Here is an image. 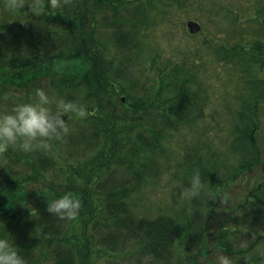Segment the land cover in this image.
<instances>
[{
	"label": "trees",
	"instance_id": "16d2710c",
	"mask_svg": "<svg viewBox=\"0 0 264 264\" xmlns=\"http://www.w3.org/2000/svg\"><path fill=\"white\" fill-rule=\"evenodd\" d=\"M195 2L210 11L208 19L201 8L192 11L203 22L199 35L212 23L221 37L204 35L203 47L183 58L147 44L157 25L153 12L166 20L173 9L186 14ZM217 3L71 0L36 16L27 6L8 11L0 0V109L32 101L43 88L93 113L72 115L75 133L53 141L47 152L10 149L0 159V238L12 240L28 264H100L131 250L151 264H215L208 260L213 249L233 264L264 261V253L251 257L264 243V0H248L246 17ZM205 53L226 68L216 75L232 87L231 101L226 91L215 101L223 99L228 123L210 112L216 104L211 107L215 95L202 79ZM202 123L224 138L237 165L229 169V159L211 150L216 141L209 132V144L186 148L178 162L186 187L199 171L200 195L178 199L168 213L138 210L145 184L166 165L168 131ZM67 192L82 206L75 219L60 220L47 204ZM223 204L231 210L229 223L242 208V225L255 231L246 247H231V226L212 227Z\"/></svg>",
	"mask_w": 264,
	"mask_h": 264
},
{
	"label": "rangeland",
	"instance_id": "374dc122",
	"mask_svg": "<svg viewBox=\"0 0 264 264\" xmlns=\"http://www.w3.org/2000/svg\"><path fill=\"white\" fill-rule=\"evenodd\" d=\"M221 1L222 6L230 5L234 9L242 10V16L246 17L250 14V9L252 5L247 6L248 0H218ZM193 4L194 8L188 9V13L184 14L183 11L177 12L175 9L172 10L170 16L166 20H159L157 12L152 13V18L156 21L157 25L150 29V34L147 36V44L151 46H157L162 51H164L167 55H172L177 58H183L188 53L192 52V49H199L202 46V42L204 41V35H207L209 38L216 39L217 37H221V32L216 31L215 27L212 23L207 24L206 29L203 34L195 35V37H191V34L187 30L186 24L189 20H194L203 25V22L200 18L192 14V11L197 9V7L201 8L204 12V18H209V4L197 3ZM260 4V3H257ZM263 4V3H262ZM170 20L171 26L167 23ZM210 27V29H209ZM149 33V32H148ZM206 56V62L203 69L202 79L205 81L206 86H210L209 92L214 93L215 98L211 101V107L215 109H210V112L216 113V117L219 122L228 123L229 113L226 108H224L225 103L222 98H218L217 102L215 101L216 97H218L220 91H226L224 98H227L231 101V91L232 87L225 84L221 79L218 78L216 73H224L226 68L222 63H218L213 57H210L208 53L204 54ZM145 56V55H144ZM230 74L232 71L229 68ZM207 107V101L205 102ZM210 104V103H209ZM222 104V105H221ZM53 106V105H52ZM209 108H211L208 105ZM207 110V109H206ZM219 110V111H218ZM208 112V111H207ZM206 112V113H207ZM67 121V117L64 118ZM73 122L71 119L69 120V133H75L77 130L73 126ZM213 131V132H212ZM212 131L206 127V124L200 126H193L191 128L185 127L184 131L181 133H174L168 131V139L166 140V153L167 159L164 162L166 165L162 167L161 174L158 178L152 179L148 184H145L144 189L141 192L142 197L137 199V202L140 205H137V209L140 210L141 206H145L146 213L152 214L157 211L161 212H171L172 209H176V201L180 199V192L182 187H186L185 183L181 181V171L178 170V162L182 158V154L186 148H194L198 147L200 142L207 141L208 144L211 140H206L207 134L212 132L215 133L213 139L216 141V144L212 141L209 145L212 151L217 154L222 155L229 159L226 164L229 166V169H233L237 163L238 159L232 156L228 150V143L224 141V138L217 139L215 129ZM68 133V134H69ZM80 149L77 148V152H74L73 159L70 157V163L72 165H76V157H80ZM237 161V163H236ZM61 165L64 166V163L61 162ZM120 175L121 171H118ZM167 177V179H165ZM242 197L240 198V200ZM230 204V202H227ZM234 203H236L234 201ZM222 205V209H218L215 212V217L211 220V225L213 228H217L219 224L231 226L234 230V235L231 237V247L233 248H242L246 247L250 244L252 239L255 236V231L251 230L247 224L242 225V208L237 211V213L233 214L237 215L238 219L229 223L226 218H228L231 210L229 209V205ZM223 207L226 210H223ZM225 218V219H224ZM225 220V221H224ZM224 221V222H223ZM247 226L249 228L243 227ZM215 240V237H214ZM214 241H212V248L215 246ZM223 253L222 251L212 250L211 256L208 260L212 261L216 264V257L218 254ZM264 253V243L257 248V252H253L251 257H255L256 254L259 256ZM227 255V254H225ZM228 256V255H227ZM242 259V258H241ZM100 264H151L146 258L140 257L138 254L133 252L132 250L127 253H118L110 256H105L101 259ZM195 264H203L195 263ZM256 264V262H255ZM257 264H264V261H261Z\"/></svg>",
	"mask_w": 264,
	"mask_h": 264
},
{
	"label": "clouds",
	"instance_id": "9594fccd",
	"mask_svg": "<svg viewBox=\"0 0 264 264\" xmlns=\"http://www.w3.org/2000/svg\"><path fill=\"white\" fill-rule=\"evenodd\" d=\"M69 4L71 0H4L6 10L18 11L27 6L36 16L44 14L46 8L56 9ZM92 114L83 104L64 99L55 100L43 88H37L32 101L0 109V159H4L10 149L23 153L47 152L52 148L53 141H62L69 133L72 115L83 119ZM203 188L200 173L195 171L189 186L181 188L180 201L196 198ZM81 206L77 195L67 192L48 203L46 210L60 220H73L79 215ZM0 264H28V261L19 255L12 240L0 238ZM216 264L233 262L229 256L220 253L216 257Z\"/></svg>",
	"mask_w": 264,
	"mask_h": 264
},
{
	"label": "water",
	"instance_id": "95a60500",
	"mask_svg": "<svg viewBox=\"0 0 264 264\" xmlns=\"http://www.w3.org/2000/svg\"><path fill=\"white\" fill-rule=\"evenodd\" d=\"M187 28L191 34H197L201 31V25L195 21H189L187 23ZM125 99H123L124 101Z\"/></svg>",
	"mask_w": 264,
	"mask_h": 264
}]
</instances>
